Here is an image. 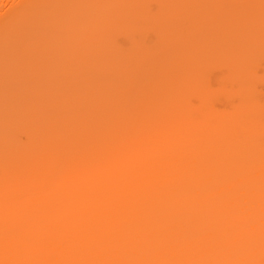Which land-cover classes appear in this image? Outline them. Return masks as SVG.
Masks as SVG:
<instances>
[{
  "label": "bare ground",
  "instance_id": "obj_1",
  "mask_svg": "<svg viewBox=\"0 0 264 264\" xmlns=\"http://www.w3.org/2000/svg\"><path fill=\"white\" fill-rule=\"evenodd\" d=\"M0 264H264V0H0Z\"/></svg>",
  "mask_w": 264,
  "mask_h": 264
}]
</instances>
